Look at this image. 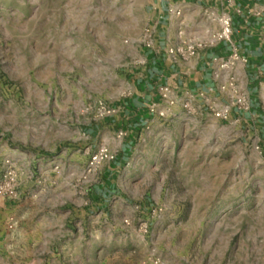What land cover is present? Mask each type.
Listing matches in <instances>:
<instances>
[{
  "label": "rangeland",
  "instance_id": "rangeland-1",
  "mask_svg": "<svg viewBox=\"0 0 264 264\" xmlns=\"http://www.w3.org/2000/svg\"><path fill=\"white\" fill-rule=\"evenodd\" d=\"M148 1L0 0V168L11 163L22 200L48 190L54 200L44 217L29 204L4 215L0 264H264V72L249 89L240 66L218 67L217 89L202 97L162 86L173 105L149 106L164 116L137 135L112 189L103 184L126 141L103 121L132 97L154 44ZM223 16L179 7L175 58L225 42ZM229 74L247 111L220 90ZM101 146L108 158L89 170ZM43 220L56 233L44 256Z\"/></svg>",
  "mask_w": 264,
  "mask_h": 264
},
{
  "label": "crops",
  "instance_id": "crops-1",
  "mask_svg": "<svg viewBox=\"0 0 264 264\" xmlns=\"http://www.w3.org/2000/svg\"><path fill=\"white\" fill-rule=\"evenodd\" d=\"M191 1L198 6L211 10L218 16L227 15L231 20L232 39L231 43H219L215 47L201 53L196 59L184 63L176 56L171 57L168 49L173 47L172 35L169 28L172 25L173 13L179 7H186ZM227 0H149L146 9L155 27L153 34L154 44L151 48L145 49L144 57L147 68L145 74L137 77L133 81L134 91L132 97L126 102L117 113L106 117L103 126L113 132H122L126 136L125 143L121 146L116 160L105 169L104 186L108 189L113 187V171L118 168V164L125 161L131 152L132 143L143 127L149 122L160 118L156 112L151 114L148 110L150 105H155L160 100L161 87L168 86L177 90L185 91V94L206 93L209 95L217 89L214 70L219 67L223 60L228 59L234 53L245 57L247 62L240 66L247 81V88H253V80L261 78L264 72V0H232L231 7H227ZM235 67V68H236ZM187 73L184 78L183 75ZM254 74V77L251 74ZM160 108H157V111ZM116 132V133H117ZM93 132L89 133V136ZM104 190V187H103ZM15 201L0 198V222L4 215L11 209L19 208L23 204H29L37 209V216L44 217L47 209H52L53 195L48 190L43 195L29 194L25 199H21V192ZM28 205V206H29ZM32 210H26V216H32ZM30 214V215H29ZM13 220L19 219L18 215L10 217ZM7 219L5 222L7 223ZM56 226V225H55ZM48 228V229H47ZM48 226L45 220L37 224V247L41 249L42 256L46 253V248L51 245L56 233ZM56 230H54L55 232Z\"/></svg>",
  "mask_w": 264,
  "mask_h": 264
},
{
  "label": "built area",
  "instance_id": "built-area-1",
  "mask_svg": "<svg viewBox=\"0 0 264 264\" xmlns=\"http://www.w3.org/2000/svg\"><path fill=\"white\" fill-rule=\"evenodd\" d=\"M228 4L227 7L230 8L232 4V0H227ZM222 28V34L219 36V39H224L226 43H231V39L229 38L231 35V20L230 17L224 15L219 20ZM191 54H193V49L190 48ZM169 54L173 56H179L183 54L182 48H175L170 49ZM247 60L245 57L239 56L236 51L226 60H223L222 63L219 65V72L220 71H232L235 69L236 65H244L246 64ZM215 78H218V73L215 75ZM221 91H230L233 94V98L235 99L234 105H238L240 109L243 111H247L249 109L248 102L246 97L243 94L238 93V77L235 74H229L226 77V81L220 86ZM199 96H203L200 94ZM161 104L165 106L173 105V100L170 97V92L168 88H164L160 94ZM153 112V110H151ZM110 114V112H107ZM160 117L164 116V112L160 111ZM230 115V107H224L223 110L219 113V117L222 120H228ZM108 158V151L107 148L104 146L99 147V149L92 154L88 162V169H93L96 165H99L102 161ZM19 197L18 189H17V175L12 167L11 163L6 160L2 168H0V198L6 199L9 201H15Z\"/></svg>",
  "mask_w": 264,
  "mask_h": 264
},
{
  "label": "trees",
  "instance_id": "trees-1",
  "mask_svg": "<svg viewBox=\"0 0 264 264\" xmlns=\"http://www.w3.org/2000/svg\"><path fill=\"white\" fill-rule=\"evenodd\" d=\"M226 43V42H225ZM251 76L254 77V74L252 73ZM256 85H258V81L257 80H253V87H255Z\"/></svg>",
  "mask_w": 264,
  "mask_h": 264
}]
</instances>
